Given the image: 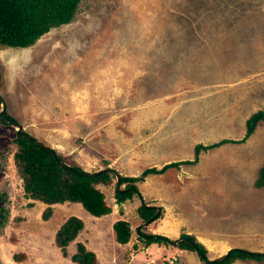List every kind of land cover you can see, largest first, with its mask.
I'll return each instance as SVG.
<instances>
[{
  "label": "rangeland",
  "instance_id": "rangeland-1",
  "mask_svg": "<svg viewBox=\"0 0 264 264\" xmlns=\"http://www.w3.org/2000/svg\"><path fill=\"white\" fill-rule=\"evenodd\" d=\"M0 95L22 130L67 165L91 172L110 161L136 176L192 160L196 144L241 140L248 116L264 109V0H80L71 22L31 46L0 47ZM15 133L0 120V264H76L70 255L82 239L96 264H202L172 244L144 246L137 226L171 240L200 237L211 260L225 247L264 254V186L253 184L264 121L243 141L201 150L196 163L149 174L140 199L117 204L115 178L97 183L113 205L105 216L68 202L47 220L42 203L24 196ZM142 202L160 218L142 225ZM71 215L86 226L64 257L54 231ZM117 219L131 225L127 245L114 238Z\"/></svg>",
  "mask_w": 264,
  "mask_h": 264
},
{
  "label": "trees",
  "instance_id": "trees-1",
  "mask_svg": "<svg viewBox=\"0 0 264 264\" xmlns=\"http://www.w3.org/2000/svg\"><path fill=\"white\" fill-rule=\"evenodd\" d=\"M80 0H0V47L26 48L31 46L51 28L67 24L74 18ZM2 97L0 95V104ZM0 120L4 123L13 121L18 123L5 110L0 112ZM264 121V109L251 113L245 121V133L241 140L222 139L208 145L201 143L194 147L192 160L173 161L160 168L148 167L136 176L120 175L119 188H114V198L117 204L140 197L137 183L145 180L149 174H161L170 168H178L181 164H192L198 160L201 150H207L226 142H240L250 136L257 125ZM12 143L16 146L13 161L17 173L21 178L24 196L28 199L40 201L44 207L41 218L49 219L52 214V204L63 202H77L92 216L100 217L111 212V207L105 202L103 192L95 187L97 183H107L115 178V170L105 167L96 171H85L78 165H67L63 158L24 130L16 131ZM254 187L264 186V164L256 174ZM142 202L136 212L142 222H152L161 216V210ZM0 209V225L5 221ZM82 219L71 215L56 229L54 244L59 248L62 256H68L66 247L82 230ZM115 240L126 244L131 240V225L127 220L117 219L112 223ZM136 237L144 246L151 244H171L168 237L147 234L141 226L135 228ZM181 250L194 251L202 264H232L236 260L264 259V254L247 250L229 249L221 259H209L207 249L195 235L181 233L175 244ZM136 249L137 246L134 245ZM16 257V256H14ZM70 260L76 264H96V255L88 250L81 241L76 242L75 251Z\"/></svg>",
  "mask_w": 264,
  "mask_h": 264
},
{
  "label": "crops",
  "instance_id": "crops-1",
  "mask_svg": "<svg viewBox=\"0 0 264 264\" xmlns=\"http://www.w3.org/2000/svg\"><path fill=\"white\" fill-rule=\"evenodd\" d=\"M57 150H59V149H57ZM59 151H61V149L59 150ZM58 151V152H59ZM105 167H108V168H112V162H110V161H105V163H104V165H102V166H100L98 169H94L93 171H95V170H99V169H103V168H105ZM158 168H160V167H158ZM170 169H172V168H170ZM167 171V170H166ZM162 174V173H161ZM127 175V174H126ZM152 175V174H151ZM155 175H157V174H155ZM158 175H160V174H158ZM128 176V175H127ZM144 181H142V182H138V183H143ZM137 183V184H138ZM135 197H138V196H134L132 199H134ZM139 199H140V197H138ZM33 201H37V200H33ZM42 203V202H41ZM41 205H43L44 207L46 206V204H44V203H42ZM53 205H68V201H66V202H63V203H54V204H52V206ZM110 207H111V209H112V206L113 205H109ZM139 206V205H138ZM107 215V214H106ZM67 216V215H66ZM103 216H105V215H103ZM95 217V216H94ZM101 217V216H100ZM64 222V221H63ZM62 222V223H63ZM61 225V224H60ZM59 225V226H60ZM58 226V227H59ZM85 224H84V226H83V228H82V230H84L85 229ZM56 231V230H55ZM55 231H54V233H55ZM196 237V236H195ZM114 238H115V236H114ZM200 238V237H199ZM198 238V240L201 242V243H203L205 246H206V249H207V255L209 254V249H208V247H207V244H205V242L203 241V240H200ZM76 239H77V237H76ZM75 239V240H76ZM75 240H73V241H71L69 244H73L74 243V241ZM81 242H83L84 244H85V246H86V248L89 250V245L87 244V241H85V239H82V241ZM129 243V242H128ZM128 243H126V245L128 244ZM68 247V246H67ZM67 247H66V250H67ZM75 248H76V243H75ZM229 250V247H225V248H223V249H220L219 251L217 250L216 252V255L213 257V258H216V257H218V256H222V254H224L225 252H227ZM179 251H184V250H181V249H179ZM73 253V252H72ZM208 258H209V255H208ZM238 260H236V262H237ZM255 261V260H254ZM235 262V261H234ZM233 262V263H234ZM259 262V261H258Z\"/></svg>",
  "mask_w": 264,
  "mask_h": 264
},
{
  "label": "water",
  "instance_id": "water-1",
  "mask_svg": "<svg viewBox=\"0 0 264 264\" xmlns=\"http://www.w3.org/2000/svg\"><path fill=\"white\" fill-rule=\"evenodd\" d=\"M3 110H5V104H4L3 101H1V104H0V112L2 113ZM8 123H9L10 125L16 127V131L20 132V131L22 130V126H21L20 124L15 123V122H13V121H8ZM36 142H37V143H40L38 140H36ZM119 178H120V175H119L117 172H115V180H116V182H115V187H116L117 189H120V188H119ZM156 207H157V206H156ZM158 210H159V209H158V207H157V211H158ZM146 223H147V222H143L142 225H145ZM178 240H179V238H176V239L171 240V244H172V245H175V244L178 242ZM224 255H225V254H223L222 256H220V257H218V258H216V259H221V258L224 257Z\"/></svg>",
  "mask_w": 264,
  "mask_h": 264
},
{
  "label": "built area",
  "instance_id": "built-area-1",
  "mask_svg": "<svg viewBox=\"0 0 264 264\" xmlns=\"http://www.w3.org/2000/svg\"><path fill=\"white\" fill-rule=\"evenodd\" d=\"M173 260H176V259H171V260H170V262L172 263V262H173Z\"/></svg>",
  "mask_w": 264,
  "mask_h": 264
}]
</instances>
